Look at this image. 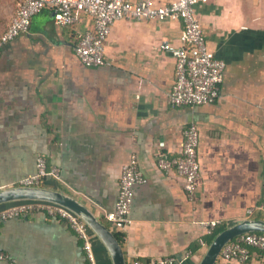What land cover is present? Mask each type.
Wrapping results in <instances>:
<instances>
[{"label":"crops","instance_id":"0c3cea01","mask_svg":"<svg viewBox=\"0 0 264 264\" xmlns=\"http://www.w3.org/2000/svg\"><path fill=\"white\" fill-rule=\"evenodd\" d=\"M21 1L0 0V34ZM196 15L210 50L226 62L218 99L196 106L169 101L175 58L160 43H180V20H118L106 63L87 66L74 45L94 29L91 17L80 12L61 26L50 8L33 15L29 30L0 54V190L34 174L43 156L59 175L42 185L76 197L119 234L127 264L162 256L199 264L215 230L264 219V0H207ZM190 123L200 132L193 197L175 170L157 163L160 153L178 157ZM133 152L147 181L134 185L130 221L113 223L107 214ZM13 203L0 204V212ZM0 247L18 264H90L83 241L45 212L0 220ZM93 252L96 264H113L98 237ZM250 253L244 262L219 257L216 264H264L261 250Z\"/></svg>","mask_w":264,"mask_h":264},{"label":"built area","instance_id":"2783aa9c","mask_svg":"<svg viewBox=\"0 0 264 264\" xmlns=\"http://www.w3.org/2000/svg\"><path fill=\"white\" fill-rule=\"evenodd\" d=\"M207 0H172L157 3L155 0H22L11 17L7 27L0 34V54L9 41L29 30L33 15L44 8L55 13V21L61 26H69L78 20L80 12L94 21L93 30L80 33L74 45L78 58L87 66H100L106 63V43L113 24L121 19L157 20L182 22L179 44L163 40L160 48L175 58V82L170 91L169 101L174 106H196L211 104L220 96L226 62L210 50L201 22L196 15L198 2ZM184 139L176 158H168L164 153L157 157L158 166L165 171L175 170L183 178V187L190 197L197 191L200 177L198 147L200 132L197 124L190 123L184 129ZM57 167L48 168L46 159L39 156L36 172L22 179L20 185H42L48 176L58 177ZM147 178L140 167L135 152L123 165L120 189L114 211L107 214L113 223L129 222V212L133 200V188L137 183H145ZM258 209L264 214V195ZM253 209L249 210L251 213ZM45 212L51 217L64 220L83 241V248L90 264H96L93 252V239L97 237L92 228L79 215L70 209L48 201L27 200L13 203L0 212V220L23 216L27 213ZM217 225L210 222L209 233ZM250 247L259 249L264 258V233L247 232L230 240L219 257L223 260L238 259L242 262L250 258ZM18 264L0 247V262ZM132 264H180L175 256L156 258H136Z\"/></svg>","mask_w":264,"mask_h":264},{"label":"water","instance_id":"95a60500","mask_svg":"<svg viewBox=\"0 0 264 264\" xmlns=\"http://www.w3.org/2000/svg\"><path fill=\"white\" fill-rule=\"evenodd\" d=\"M43 200L62 205L79 215L107 248L113 264H127L121 240L115 232L83 202L63 191L43 185H15L0 190V204ZM263 232L264 219L246 218L218 232L209 243L199 264H216L223 247L233 238L247 232Z\"/></svg>","mask_w":264,"mask_h":264},{"label":"trees","instance_id":"16d2710c","mask_svg":"<svg viewBox=\"0 0 264 264\" xmlns=\"http://www.w3.org/2000/svg\"><path fill=\"white\" fill-rule=\"evenodd\" d=\"M218 232H219V230H215V231L213 232V234L210 236V241H212V239L214 238V236H215ZM116 235H117V237L119 238V240L122 241L121 236H120L119 234H116Z\"/></svg>","mask_w":264,"mask_h":264},{"label":"rangeland","instance_id":"374dc122","mask_svg":"<svg viewBox=\"0 0 264 264\" xmlns=\"http://www.w3.org/2000/svg\"><path fill=\"white\" fill-rule=\"evenodd\" d=\"M17 5H18V3H17ZM0 20H2L1 18H0ZM3 21V20H2Z\"/></svg>","mask_w":264,"mask_h":264}]
</instances>
